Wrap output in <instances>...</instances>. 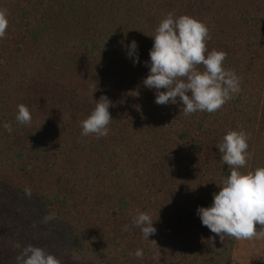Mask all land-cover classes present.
Returning a JSON list of instances; mask_svg holds the SVG:
<instances>
[{
  "label": "trees",
  "instance_id": "trees-1",
  "mask_svg": "<svg viewBox=\"0 0 264 264\" xmlns=\"http://www.w3.org/2000/svg\"><path fill=\"white\" fill-rule=\"evenodd\" d=\"M0 8L9 14L0 124L14 129L0 127V264H17L28 245L61 264H231L235 238L211 233L196 210L230 174L217 148L229 131L249 135L241 171L264 167L263 91L239 100L264 77V0H0ZM169 13L206 24L208 50L225 52L224 67L240 78V92L214 113L157 105L142 83ZM101 96L111 102L109 134L83 136ZM19 104L30 124L16 121ZM140 212L157 230L149 240L133 224Z\"/></svg>",
  "mask_w": 264,
  "mask_h": 264
},
{
  "label": "clouds",
  "instance_id": "clouds-1",
  "mask_svg": "<svg viewBox=\"0 0 264 264\" xmlns=\"http://www.w3.org/2000/svg\"><path fill=\"white\" fill-rule=\"evenodd\" d=\"M8 15L7 9L0 8V40L5 38L9 27ZM152 38L149 60L144 62L149 72L142 83L155 90L154 102L157 105L179 104L185 116L198 111L214 113L240 92V78L233 70L224 67L227 54L208 50L211 36L202 21L188 15L169 13ZM126 55L134 65L140 62L136 41L128 45ZM199 65L203 66V71L198 69ZM94 102V109L81 122V135L106 137L113 121L109 112L111 102L105 96ZM17 108L16 121L30 124V109L24 104ZM0 127L8 133L14 130L8 122H3ZM248 138V133L243 130L229 131L217 145L220 159L231 171L222 180L220 190L213 193L211 205L200 206L196 210L202 226L220 239L226 236L236 240L264 237V167L253 172L241 171L249 159ZM25 192L30 195L31 189H25ZM133 224L148 240L157 231L153 219L145 212H140ZM257 224L261 226L259 230ZM124 227L127 230V226ZM134 255L142 258L143 251L137 249ZM17 264H61V261L42 247L28 245L17 257Z\"/></svg>",
  "mask_w": 264,
  "mask_h": 264
},
{
  "label": "crops",
  "instance_id": "crops-1",
  "mask_svg": "<svg viewBox=\"0 0 264 264\" xmlns=\"http://www.w3.org/2000/svg\"><path fill=\"white\" fill-rule=\"evenodd\" d=\"M231 264H264V237L254 240H236Z\"/></svg>",
  "mask_w": 264,
  "mask_h": 264
},
{
  "label": "rangeland",
  "instance_id": "rangeland-1",
  "mask_svg": "<svg viewBox=\"0 0 264 264\" xmlns=\"http://www.w3.org/2000/svg\"><path fill=\"white\" fill-rule=\"evenodd\" d=\"M239 71H241V70H239ZM258 75L255 76L256 79L252 80L250 84H247L246 92L239 95V100L242 102V105L244 104V102L247 101V98H249L248 92L250 93L252 88H253V91H252L253 95H254V93H260L263 91L262 97H264V77L262 78V76L260 77V75L259 76ZM234 99H235V97H234Z\"/></svg>",
  "mask_w": 264,
  "mask_h": 264
}]
</instances>
